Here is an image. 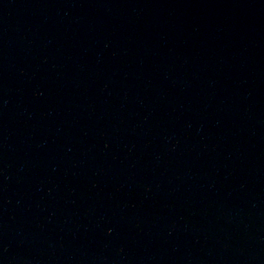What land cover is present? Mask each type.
Wrapping results in <instances>:
<instances>
[{
    "label": "water",
    "instance_id": "95a60500",
    "mask_svg": "<svg viewBox=\"0 0 264 264\" xmlns=\"http://www.w3.org/2000/svg\"><path fill=\"white\" fill-rule=\"evenodd\" d=\"M0 264H264V0H0Z\"/></svg>",
    "mask_w": 264,
    "mask_h": 264
}]
</instances>
